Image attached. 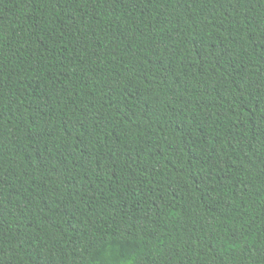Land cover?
<instances>
[{
  "label": "trees",
  "instance_id": "trees-1",
  "mask_svg": "<svg viewBox=\"0 0 264 264\" xmlns=\"http://www.w3.org/2000/svg\"><path fill=\"white\" fill-rule=\"evenodd\" d=\"M0 264H264V0H0Z\"/></svg>",
  "mask_w": 264,
  "mask_h": 264
}]
</instances>
